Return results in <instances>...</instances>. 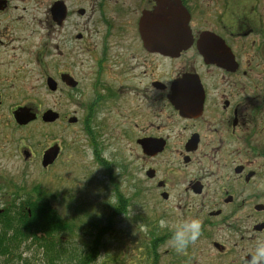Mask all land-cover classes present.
<instances>
[{
    "label": "flooded vegetation",
    "instance_id": "obj_1",
    "mask_svg": "<svg viewBox=\"0 0 264 264\" xmlns=\"http://www.w3.org/2000/svg\"><path fill=\"white\" fill-rule=\"evenodd\" d=\"M33 1L0 0V136L4 99L34 93L40 76L50 96L64 99L59 108L73 110L36 113L19 101L10 121L77 127L89 142L119 131L132 172L143 175L139 192L158 203L163 263L249 264L264 240V0H46L39 51L23 50L19 33L36 15ZM182 9L190 42L166 43L160 27L143 40L141 19L150 24L156 15L162 27ZM20 112L31 119L18 124ZM47 112L56 119L45 122ZM22 155L33 160L28 150ZM60 155L55 143L42 150L41 168ZM186 219L201 221V235L177 252L171 237Z\"/></svg>",
    "mask_w": 264,
    "mask_h": 264
},
{
    "label": "rangeland",
    "instance_id": "obj_2",
    "mask_svg": "<svg viewBox=\"0 0 264 264\" xmlns=\"http://www.w3.org/2000/svg\"><path fill=\"white\" fill-rule=\"evenodd\" d=\"M46 5V0H34L30 4L32 8L28 6L36 15L24 21L29 30L19 32L21 37H26L23 50L39 51L44 46L46 17L42 14L46 12ZM71 20L80 26L85 22ZM70 30L73 34L80 29ZM17 55L25 58L19 52ZM23 69L26 72L25 67ZM32 80L37 87L34 93L22 94L20 99H4L1 116L6 127L4 136H0V149H4V154H0V210L26 198L44 199L62 220L75 226L74 232H64L63 238L88 246L99 238L93 264H166L167 261L163 263L164 258H160L163 245L159 247L157 240L158 203L152 195L141 193L145 186L143 175L134 167L133 172L140 175L139 179L133 176L130 146L119 137V131L99 139L94 137L89 142L77 127L63 128L39 120L19 128L10 121L9 108L20 102L31 104L36 113L59 109L68 114L73 110L59 108L64 99L50 96L40 76ZM54 143L61 147V155L51 169L43 170L41 152ZM25 150L33 153L31 162L24 160L22 151ZM126 203L129 208L127 211L122 208L120 212Z\"/></svg>",
    "mask_w": 264,
    "mask_h": 264
},
{
    "label": "trees",
    "instance_id": "obj_3",
    "mask_svg": "<svg viewBox=\"0 0 264 264\" xmlns=\"http://www.w3.org/2000/svg\"><path fill=\"white\" fill-rule=\"evenodd\" d=\"M74 230L44 199L11 203L0 210V264H93L99 238L88 246L62 237Z\"/></svg>",
    "mask_w": 264,
    "mask_h": 264
},
{
    "label": "water",
    "instance_id": "obj_4",
    "mask_svg": "<svg viewBox=\"0 0 264 264\" xmlns=\"http://www.w3.org/2000/svg\"><path fill=\"white\" fill-rule=\"evenodd\" d=\"M186 12L182 9V11L175 10L173 11V15L171 16H166L163 19V26H159V17L154 15L151 19L152 22L149 24V18L144 17V19L140 20L139 27H140V32L143 36V40L146 41V39L149 38L153 34L155 30H149L148 28L154 27L156 29L157 27V32L160 27V29L165 28V41L166 43H187L190 42V36L188 34L187 30V22H188V16L185 15ZM64 17V13H62L61 18ZM146 30V32L143 31ZM168 45V44H167ZM19 114V115H18ZM31 117L29 115H24V113L20 112L17 113V123L18 124H25L27 121H29ZM56 119V115L47 112L43 115V120L45 122H51ZM58 149L52 148L48 150L44 156H43V161H42V167L46 168L48 165H50L56 158L57 156Z\"/></svg>",
    "mask_w": 264,
    "mask_h": 264
},
{
    "label": "clouds",
    "instance_id": "obj_5",
    "mask_svg": "<svg viewBox=\"0 0 264 264\" xmlns=\"http://www.w3.org/2000/svg\"><path fill=\"white\" fill-rule=\"evenodd\" d=\"M162 226L166 222L161 221ZM201 235V221L199 219H186L174 226L171 243L177 252H183L191 243H194ZM249 264H264V240H257L255 251Z\"/></svg>",
    "mask_w": 264,
    "mask_h": 264
}]
</instances>
